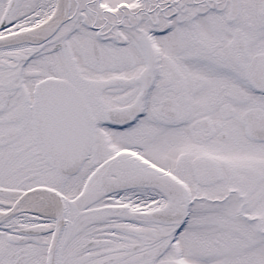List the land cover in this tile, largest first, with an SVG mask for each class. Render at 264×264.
Masks as SVG:
<instances>
[{"label": "snow or ice", "instance_id": "snow-or-ice-1", "mask_svg": "<svg viewBox=\"0 0 264 264\" xmlns=\"http://www.w3.org/2000/svg\"><path fill=\"white\" fill-rule=\"evenodd\" d=\"M0 264H264V0H0Z\"/></svg>", "mask_w": 264, "mask_h": 264}]
</instances>
